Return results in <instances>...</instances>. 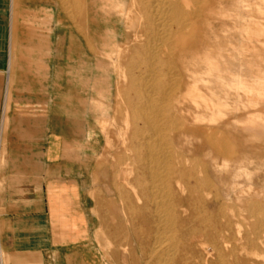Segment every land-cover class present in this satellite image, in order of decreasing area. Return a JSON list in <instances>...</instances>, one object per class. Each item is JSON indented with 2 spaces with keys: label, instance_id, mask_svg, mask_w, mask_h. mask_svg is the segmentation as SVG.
<instances>
[{
  "label": "bare ground",
  "instance_id": "6f19581e",
  "mask_svg": "<svg viewBox=\"0 0 264 264\" xmlns=\"http://www.w3.org/2000/svg\"><path fill=\"white\" fill-rule=\"evenodd\" d=\"M133 1L142 35L122 73V113L110 123L120 139L115 179L127 189L142 262L264 264V202L209 211L222 196L195 195V174L208 164L177 141L202 131L213 159L239 177L252 154L241 128L254 135L264 121V0ZM188 106L211 112L195 119L204 128L187 123ZM256 168L264 182V155ZM202 183L210 194L213 184Z\"/></svg>",
  "mask_w": 264,
  "mask_h": 264
},
{
  "label": "crops",
  "instance_id": "0c3cea01",
  "mask_svg": "<svg viewBox=\"0 0 264 264\" xmlns=\"http://www.w3.org/2000/svg\"><path fill=\"white\" fill-rule=\"evenodd\" d=\"M128 1L118 0L114 7V17L123 27L114 36V50L126 38ZM17 2L0 0V264H98L90 256L94 252L88 236L86 160L76 156L78 147L72 145L81 144L80 138L68 136L87 123L83 121L87 116L83 110H87L82 104L75 121L70 114L73 94L68 90L66 70L62 67L64 77L59 79L57 65H52L57 53L59 59L66 53L64 46L58 52L55 45L57 30L27 29L25 17L30 18V13L24 2H18L17 15ZM69 7L72 22L92 21L89 1L69 0ZM76 46L73 42L72 49ZM188 107L187 123L193 127L198 115L210 116L208 110ZM197 125L204 128L206 124ZM200 132L199 138L180 134L177 141L206 160L218 193L232 197L241 191L244 165L249 166L248 181L255 189L257 169L254 161L248 162L255 152L242 167L239 164V177H235L232 169L213 159ZM254 142L248 146L251 150L257 147ZM107 216L104 226L115 225V211Z\"/></svg>",
  "mask_w": 264,
  "mask_h": 264
},
{
  "label": "rangeland",
  "instance_id": "374dc122",
  "mask_svg": "<svg viewBox=\"0 0 264 264\" xmlns=\"http://www.w3.org/2000/svg\"><path fill=\"white\" fill-rule=\"evenodd\" d=\"M17 1L24 2L26 13H30V18L29 16L25 17L27 29L33 31L44 26L49 30L53 27L57 30L56 34L59 38L56 37L55 45L58 47V52L64 46L66 53L61 55L63 57L61 59L57 53V59L52 65H57L59 79L64 77L62 67L66 70L65 78H67L66 81L68 80V90L73 94L70 114L74 116V119L81 106L84 105L87 110V113L83 110L84 115H87L83 121L87 123L83 124L82 128L78 127L79 132L74 135L68 134V136L80 138L81 144L72 145L78 147L76 156L83 161L86 160L87 165L90 222L88 236L89 247L94 252V254L90 253V256H95L93 259L98 260V264H132L130 260L134 255L136 264H143V254L133 227L132 209L128 208V200L124 196L127 189L123 188L120 181L115 179L117 163L121 157L120 139L117 129L110 123L115 120L117 113H122L117 102L119 89L122 88V73L128 69L129 59L136 50H139L137 37L142 35V17L137 5L133 0L128 1L126 15L124 14L126 38L114 50V36L123 28L114 17L116 11L114 7L118 0H109V2L87 0L92 4V21L88 23L79 19L75 23L71 21L69 0ZM18 2L15 7L17 15ZM51 2L55 4L50 5ZM73 42L77 44V48L72 49ZM201 44L211 45V42L206 43L205 40ZM108 53H110L108 56L112 62L107 56ZM108 85L112 92L110 103ZM81 96L83 99L80 98ZM117 122L120 123V119L117 118ZM262 123L252 126L256 131V133L253 132L254 135L249 133L246 128H241L242 135L252 137L251 140L257 144L256 149L252 150V153L255 152V157L248 161L251 163L254 161V167L262 161L264 155V121ZM243 129L244 132H242ZM181 154L186 157V153ZM188 155L192 158L196 156L191 150H188ZM186 167L191 168L192 164L188 163ZM248 167V165H244V174L241 176L242 187L238 192L239 201L234 196L222 197L219 202L209 207V211L222 210L226 213L231 206L245 212V209L250 205L264 202V182H262L260 169L256 168L258 180L254 189L250 185L252 182L248 181ZM195 177L200 183L199 191L195 192L196 196L201 194L205 199H208L218 193L212 175L209 170L207 171V168L204 173L197 171ZM205 178H208L213 184L214 189L210 194V191L202 183ZM122 191L124 192L123 196L121 195ZM104 202H107L106 206H103ZM113 211H115L116 224L110 227L104 226V219Z\"/></svg>",
  "mask_w": 264,
  "mask_h": 264
}]
</instances>
